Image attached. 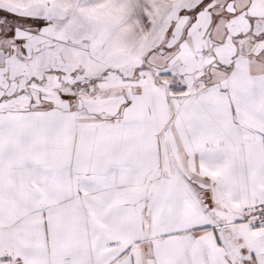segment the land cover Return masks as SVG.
Listing matches in <instances>:
<instances>
[{
	"label": "snow or ice",
	"instance_id": "6c2138e0",
	"mask_svg": "<svg viewBox=\"0 0 264 264\" xmlns=\"http://www.w3.org/2000/svg\"><path fill=\"white\" fill-rule=\"evenodd\" d=\"M0 264H264V0H0Z\"/></svg>",
	"mask_w": 264,
	"mask_h": 264
}]
</instances>
